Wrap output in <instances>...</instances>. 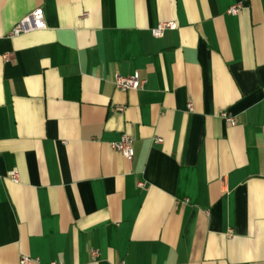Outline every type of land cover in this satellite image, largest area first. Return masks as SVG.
Returning <instances> with one entry per match:
<instances>
[{"label": "crops", "instance_id": "0c3cea01", "mask_svg": "<svg viewBox=\"0 0 264 264\" xmlns=\"http://www.w3.org/2000/svg\"><path fill=\"white\" fill-rule=\"evenodd\" d=\"M22 255L264 264V0H0V264Z\"/></svg>", "mask_w": 264, "mask_h": 264}, {"label": "built area", "instance_id": "2783aa9c", "mask_svg": "<svg viewBox=\"0 0 264 264\" xmlns=\"http://www.w3.org/2000/svg\"><path fill=\"white\" fill-rule=\"evenodd\" d=\"M242 7L241 3L231 5L228 9V13L232 15H236L240 8ZM177 23L175 21H162L158 23V25L152 29V34L156 38L162 37L167 30H174L177 28ZM46 27V20L44 11L42 9H37L32 12L30 15L23 18L19 21L12 29L10 35L18 36L24 33H28L34 30L42 29ZM144 80L140 77L138 72H135L131 75L123 76L116 75L114 79V84L118 89L129 91V90H138L141 89ZM189 107L192 108V104H189ZM221 117L225 120V122L230 126H235L237 124L236 117L224 111L221 113ZM156 142H162L161 138H157ZM114 149L120 151L128 160H132L134 157V139L132 136L124 134L122 135L119 141L112 143ZM10 178L17 182L18 181V171L14 170L10 173ZM143 186L144 183H141ZM92 254L95 258L99 256V251L97 249H92ZM38 262V259L22 255L20 257V264H34ZM51 264H64L60 262H52ZM119 264H125L121 262Z\"/></svg>", "mask_w": 264, "mask_h": 264}]
</instances>
